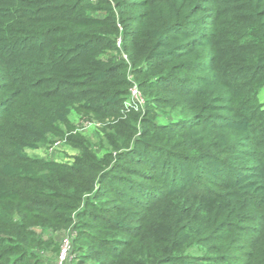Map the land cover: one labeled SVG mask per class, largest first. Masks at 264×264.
I'll use <instances>...</instances> for the list:
<instances>
[{"label": "trees", "instance_id": "obj_1", "mask_svg": "<svg viewBox=\"0 0 264 264\" xmlns=\"http://www.w3.org/2000/svg\"><path fill=\"white\" fill-rule=\"evenodd\" d=\"M263 89L264 0H0V264H264Z\"/></svg>", "mask_w": 264, "mask_h": 264}, {"label": "rangeland", "instance_id": "obj_2", "mask_svg": "<svg viewBox=\"0 0 264 264\" xmlns=\"http://www.w3.org/2000/svg\"><path fill=\"white\" fill-rule=\"evenodd\" d=\"M202 15V14H201ZM259 102L264 104V89L260 91L258 94ZM128 100H126L127 102ZM130 102V101H129ZM70 124L74 126L71 131L67 132V135H76L87 138L93 144H97V136L96 133L100 129V123L95 119L83 117L77 111L72 110L69 116ZM159 120H164V118L160 117ZM55 142H59L57 146H54ZM97 146V145H96ZM27 154L32 157H40L43 159H49L56 162H66L71 163L74 159V156L77 155L78 150L74 148V146L65 143L64 137L53 136L50 140L37 149H25ZM100 154V153H99ZM39 230V228H36ZM66 233H57L55 235V241L58 242L60 237L65 235ZM59 244V242H58ZM58 251L53 250L50 246V250L46 251V256L50 259H55ZM75 264V262H72Z\"/></svg>", "mask_w": 264, "mask_h": 264}, {"label": "built area", "instance_id": "obj_3", "mask_svg": "<svg viewBox=\"0 0 264 264\" xmlns=\"http://www.w3.org/2000/svg\"><path fill=\"white\" fill-rule=\"evenodd\" d=\"M119 44H120V39H117V45ZM127 100H128L126 102L127 105L133 102V103H136L142 106L144 103V98L135 83H133L129 87ZM58 143L59 142H55L54 146H57ZM71 235L72 234L66 233L65 235L61 237L60 242H59L58 253L56 254V257H55L56 264H70V261L73 258L72 247H71V241H72Z\"/></svg>", "mask_w": 264, "mask_h": 264}]
</instances>
